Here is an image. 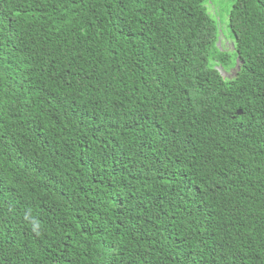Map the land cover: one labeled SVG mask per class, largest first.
Returning a JSON list of instances; mask_svg holds the SVG:
<instances>
[{
  "label": "trees",
  "instance_id": "obj_1",
  "mask_svg": "<svg viewBox=\"0 0 264 264\" xmlns=\"http://www.w3.org/2000/svg\"><path fill=\"white\" fill-rule=\"evenodd\" d=\"M208 3L0 0V264H264V0Z\"/></svg>",
  "mask_w": 264,
  "mask_h": 264
},
{
  "label": "rangeland",
  "instance_id": "obj_2",
  "mask_svg": "<svg viewBox=\"0 0 264 264\" xmlns=\"http://www.w3.org/2000/svg\"><path fill=\"white\" fill-rule=\"evenodd\" d=\"M232 3V0H209L208 3V9L211 13L214 14L216 17V20L218 22V40L217 44L222 42L221 46L225 45V42H228L227 45L231 46L229 42H233V37L229 33L228 28L226 26V11L229 9L230 5ZM219 48V46L217 45ZM231 53L232 51L229 50ZM236 68L230 69L228 73H225L224 75L228 77H234L236 74Z\"/></svg>",
  "mask_w": 264,
  "mask_h": 264
},
{
  "label": "clouds",
  "instance_id": "obj_3",
  "mask_svg": "<svg viewBox=\"0 0 264 264\" xmlns=\"http://www.w3.org/2000/svg\"><path fill=\"white\" fill-rule=\"evenodd\" d=\"M237 67L238 66H236V69H237ZM231 69H233V68H231ZM23 220L35 234H37V235L41 234L39 221L31 215L30 209L24 213Z\"/></svg>",
  "mask_w": 264,
  "mask_h": 264
},
{
  "label": "water",
  "instance_id": "obj_4",
  "mask_svg": "<svg viewBox=\"0 0 264 264\" xmlns=\"http://www.w3.org/2000/svg\"><path fill=\"white\" fill-rule=\"evenodd\" d=\"M238 114L240 113V111L237 112Z\"/></svg>",
  "mask_w": 264,
  "mask_h": 264
}]
</instances>
